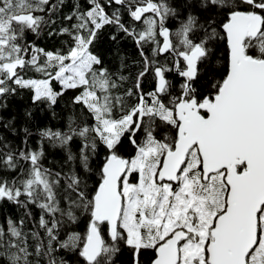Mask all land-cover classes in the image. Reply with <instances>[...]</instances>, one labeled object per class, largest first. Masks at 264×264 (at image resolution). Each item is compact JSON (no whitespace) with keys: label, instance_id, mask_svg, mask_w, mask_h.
Returning a JSON list of instances; mask_svg holds the SVG:
<instances>
[{"label":"snow or ice","instance_id":"6c2138e0","mask_svg":"<svg viewBox=\"0 0 264 264\" xmlns=\"http://www.w3.org/2000/svg\"><path fill=\"white\" fill-rule=\"evenodd\" d=\"M0 264H264V0H0Z\"/></svg>","mask_w":264,"mask_h":264}]
</instances>
